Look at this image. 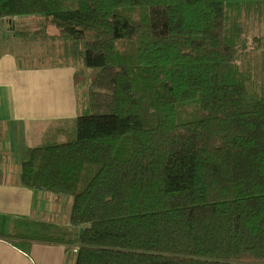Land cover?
<instances>
[{
	"label": "trees",
	"instance_id": "obj_1",
	"mask_svg": "<svg viewBox=\"0 0 264 264\" xmlns=\"http://www.w3.org/2000/svg\"><path fill=\"white\" fill-rule=\"evenodd\" d=\"M12 19L19 64L93 73L20 166L71 198L69 224L16 217L2 240L74 245L73 264H264V0H0Z\"/></svg>",
	"mask_w": 264,
	"mask_h": 264
},
{
	"label": "crops",
	"instance_id": "obj_2",
	"mask_svg": "<svg viewBox=\"0 0 264 264\" xmlns=\"http://www.w3.org/2000/svg\"><path fill=\"white\" fill-rule=\"evenodd\" d=\"M17 24L4 21L0 31L11 33ZM16 48L17 41L0 38V235L13 231L16 217L68 225L71 205L68 197L23 187L19 173L26 151L41 142L51 123L77 115L75 68H23ZM75 252L74 245L33 242L26 253L0 238V264H73Z\"/></svg>",
	"mask_w": 264,
	"mask_h": 264
},
{
	"label": "rangeland",
	"instance_id": "obj_3",
	"mask_svg": "<svg viewBox=\"0 0 264 264\" xmlns=\"http://www.w3.org/2000/svg\"><path fill=\"white\" fill-rule=\"evenodd\" d=\"M260 31L264 33V24L260 27ZM45 64H48V63H45ZM39 66L40 65H38L35 68H38ZM53 66H56V65H53ZM23 68H29V65H25V66H23ZM92 73H93V71L90 68H83L81 70V72L77 75V84L75 87V91H76V98H78L79 102L81 100L82 95L87 90L88 84H89L91 77H92ZM64 197H68V199H71L69 196H64ZM58 225H60V224H58Z\"/></svg>",
	"mask_w": 264,
	"mask_h": 264
}]
</instances>
